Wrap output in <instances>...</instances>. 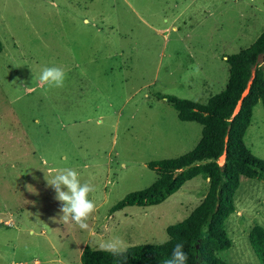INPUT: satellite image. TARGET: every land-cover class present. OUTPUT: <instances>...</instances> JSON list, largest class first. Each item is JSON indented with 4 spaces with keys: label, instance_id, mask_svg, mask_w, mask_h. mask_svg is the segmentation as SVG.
Instances as JSON below:
<instances>
[{
    "label": "rangeland",
    "instance_id": "374dc122",
    "mask_svg": "<svg viewBox=\"0 0 264 264\" xmlns=\"http://www.w3.org/2000/svg\"><path fill=\"white\" fill-rule=\"evenodd\" d=\"M263 29L264 0H0V264H81L85 246L115 235L129 247L165 243L203 200L204 178L157 206L110 209L156 181L148 163L201 137L163 96L205 104L226 87L225 59ZM44 66L66 70L62 88L41 85ZM243 140L264 160L260 102ZM63 167L95 186L90 230L61 217L47 180ZM235 205L231 248L217 257L261 264L248 233L264 228V181L241 178Z\"/></svg>",
    "mask_w": 264,
    "mask_h": 264
},
{
    "label": "trees",
    "instance_id": "16d2710c",
    "mask_svg": "<svg viewBox=\"0 0 264 264\" xmlns=\"http://www.w3.org/2000/svg\"><path fill=\"white\" fill-rule=\"evenodd\" d=\"M225 61L229 68L226 87L205 104L163 96L179 121L201 126V137L193 150L178 158L148 163L147 167L156 172V181L145 190L127 194L110 211L157 206L197 177L207 180L208 189L186 219L166 228L165 243L128 247V264H164L177 243L184 245L186 264H227L217 255L231 248L225 224L236 211L235 194L240 179L264 181V160L252 155L243 140L252 108L260 102L264 109V29L249 47ZM222 157L223 164L219 165ZM248 243L264 264L262 226L250 229ZM80 261L121 264L119 257L88 246L84 247Z\"/></svg>",
    "mask_w": 264,
    "mask_h": 264
},
{
    "label": "clouds",
    "instance_id": "9594fccd",
    "mask_svg": "<svg viewBox=\"0 0 264 264\" xmlns=\"http://www.w3.org/2000/svg\"><path fill=\"white\" fill-rule=\"evenodd\" d=\"M91 22V20L85 21L86 24ZM66 77L67 73L63 67L44 66L41 69L39 80L41 85L62 88ZM47 183L54 190L55 199L61 203L60 213L64 222L72 221L79 228L90 230L87 221L97 210L96 203L90 199V193L96 190L95 186L90 181H82L80 173L71 167L57 169ZM34 191L32 189V192ZM128 247L127 241L119 235L99 243L101 250L119 257L121 264H128ZM183 249V243H177L173 248L171 258L167 259L164 264H186L188 255Z\"/></svg>",
    "mask_w": 264,
    "mask_h": 264
},
{
    "label": "water",
    "instance_id": "95a60500",
    "mask_svg": "<svg viewBox=\"0 0 264 264\" xmlns=\"http://www.w3.org/2000/svg\"><path fill=\"white\" fill-rule=\"evenodd\" d=\"M247 92H248V90H246V91L244 92L243 96H245V95L247 94ZM237 108H238V110H239V106H238Z\"/></svg>",
    "mask_w": 264,
    "mask_h": 264
}]
</instances>
